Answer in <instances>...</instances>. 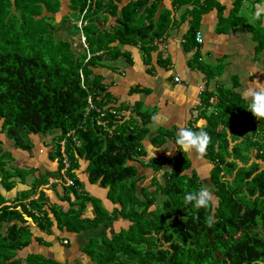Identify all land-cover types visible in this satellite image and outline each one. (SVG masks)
<instances>
[{
	"label": "trees",
	"instance_id": "trees-1",
	"mask_svg": "<svg viewBox=\"0 0 264 264\" xmlns=\"http://www.w3.org/2000/svg\"><path fill=\"white\" fill-rule=\"evenodd\" d=\"M88 1L70 0L68 12L57 19L61 0H0L1 129L24 150L34 147L32 135L55 133L58 141L53 153L58 169L42 173L22 197L27 199L50 177L60 176L65 185L60 198L70 205L66 211H60L56 204L47 207L50 199L44 191L18 204L19 209L16 203L2 205L0 199V229L8 224L6 231L0 232V264H69L42 253L18 256L31 242L29 227L16 222H24L25 216L47 232H52L56 220L61 231L77 233L117 218L100 198L84 189L78 176V171H83L81 161L90 183L109 188L108 198L120 206L115 208L116 214L131 222L113 236L93 238L82 246L95 264H264V166L259 162H264V120L254 117L242 96L232 89L220 88L217 102L212 103L214 95L206 85L204 109L212 104L215 111L201 112L207 119L201 130L211 137L206 156L212 162L213 186L207 189L215 196V208L210 211L184 204L186 192L206 186L195 169L188 171L192 161L179 148L172 158L146 160L153 177L149 184L142 185L145 176L139 174L135 162L147 154L143 140L150 137L160 146L170 137L176 144L177 133L165 129L152 136V112L141 110L140 104L132 107L137 118L124 119L120 111L126 106L113 104L115 97L109 85L94 70L109 56L122 55L130 60L122 44L161 37L171 24L165 22L155 28L156 2L146 8L148 22L140 26L139 11L146 2L138 0L121 6L118 24L108 28L109 17L118 15L123 0ZM85 9L83 20L87 24L83 30L90 58L75 38L79 39L78 21ZM62 23L69 26V36L55 32ZM250 26L259 52L264 48L263 27ZM117 40L120 44L114 45ZM188 128L195 130L196 126L191 121ZM259 139L262 147L255 152L251 148ZM1 145L0 140L1 181L9 190L18 183L9 178L19 172L7 171L12 155ZM167 163L174 168L164 170ZM51 183L57 188L58 183ZM88 203L96 212L93 219L82 217ZM209 215L214 220L211 226L206 223ZM65 241L68 243V239ZM94 241H99L98 245Z\"/></svg>",
	"mask_w": 264,
	"mask_h": 264
},
{
	"label": "crops",
	"instance_id": "crops-1",
	"mask_svg": "<svg viewBox=\"0 0 264 264\" xmlns=\"http://www.w3.org/2000/svg\"><path fill=\"white\" fill-rule=\"evenodd\" d=\"M69 1L61 0L62 6L57 19L68 12ZM135 1L138 0H123L119 3L118 15L110 16L105 26L113 28L118 24V18L122 14L121 6ZM144 1L146 4L139 11V25L147 24L146 8L157 2V10L153 17L156 22L155 28L169 22L171 25L167 32L151 41L137 40L134 44H122L123 50L129 51L130 60L122 55L118 58L109 56L104 59L103 65L94 70L95 74H101L104 82L109 85L108 88L115 97L113 104L126 106L120 111L124 119L137 118L138 115L132 107L140 104L138 107L141 110H150L152 116L157 117L155 121L153 119L151 121L152 136L162 133L165 129L168 130L166 132L176 134L181 127L188 128L191 121L196 126L195 131H203L201 129H204L207 124V119L203 115L215 111L212 104L206 110L204 109L202 97L206 85H208V91L214 95L210 101L216 103L220 96L218 95L220 88L232 89L242 96L247 83L251 84L254 80L264 83V48L259 52L256 50L258 40H255L253 28L250 26L252 24L257 28L258 26L263 27L261 35L264 36V16L259 20L253 19L255 6L258 3H264V0ZM162 11L169 12L162 14ZM160 17L161 20H159ZM141 18L144 19L141 20ZM76 19L77 17L74 20ZM198 31L202 33V42L197 41ZM118 44H120L119 40L114 42V45ZM257 69L259 71L256 72ZM176 76L180 77L179 81H176ZM1 125L2 123H0L1 146L4 150L10 151L12 155V160L6 166L7 171L28 172V177L24 181L22 177L21 180H17L20 176L10 180L18 183L9 190L3 185L2 174L0 175L2 205L13 206L15 203L18 205L36 198L41 191H44L50 199L47 207L56 204L60 211L61 209L68 210L69 202L60 198L64 194L63 186H65L60 176L59 178L48 177V182L41 185L36 194H30L27 199L22 197L23 192L42 173L58 169V159L53 156L54 145H51L50 141L43 140L40 136L42 134H37L31 137L34 143L31 150L18 148L14 141L2 131ZM167 138V142L160 146L153 144L150 137L143 140L147 154L144 158H137L135 162L139 174L145 176L141 180L142 185L149 184L153 177V170L145 166L146 160L158 157L172 158L175 154L176 144L170 137ZM171 150L173 154L169 156L168 151ZM187 155L192 161V168L188 170L189 172L195 169L201 179L203 178L202 171L207 172L205 168H208L210 174V169H212L210 163L212 162L206 154L202 159L195 155ZM83 163L81 161L83 171H78L79 175H77L84 182V189L100 198L110 212L116 207L120 208L108 198L109 188L90 183ZM172 168H174L172 163L164 166V170ZM51 181L58 183L57 188L54 184L52 185ZM71 199L75 201V195L72 194ZM19 208L20 205H18ZM51 214L54 216L53 212ZM95 215L93 204L88 203L82 217L93 219ZM25 217L24 222L19 220L16 222L29 227L32 232L31 242L19 251L18 256L26 257L31 253H42L69 264H95L82 250V246L85 247L91 241L92 235L100 236L105 232L113 236L129 227L131 223L129 219L119 215L113 221L107 219L94 230L77 233L61 231L55 220L52 232H47L42 230L31 217ZM7 226L8 224L5 223L0 232H5ZM68 234L72 235V239L66 236ZM65 239H68V243H65Z\"/></svg>",
	"mask_w": 264,
	"mask_h": 264
},
{
	"label": "clouds",
	"instance_id": "clouds-1",
	"mask_svg": "<svg viewBox=\"0 0 264 264\" xmlns=\"http://www.w3.org/2000/svg\"><path fill=\"white\" fill-rule=\"evenodd\" d=\"M262 16H264V3H258L255 6L253 19L259 20ZM257 71L259 70L257 69ZM242 99L249 102L246 109L254 117L258 120H264V83H260L258 80H254L251 84L247 83L242 91ZM152 119L155 121L157 117L153 116ZM210 142L211 137L206 131H195L191 128L181 127L177 133L176 148H179L183 153L195 155L202 159ZM173 150L168 151L169 156L173 154ZM183 200L185 205H192L195 209L204 208L211 211L216 206V199L207 188H201L196 192H186ZM213 222V217L209 215L206 218V223L211 226Z\"/></svg>",
	"mask_w": 264,
	"mask_h": 264
},
{
	"label": "rangeland",
	"instance_id": "rangeland-1",
	"mask_svg": "<svg viewBox=\"0 0 264 264\" xmlns=\"http://www.w3.org/2000/svg\"><path fill=\"white\" fill-rule=\"evenodd\" d=\"M84 31V30H83ZM58 33H60L61 35H63V36H67L68 35V33H67V31H64V30H59L58 31ZM80 35V34H79ZM69 36V35H68ZM73 48H75V46H73ZM87 52V51H86ZM85 53V51H83L82 52V55ZM245 101V107L247 108V105H248V103H247V101L246 100H244ZM0 123H1V121H0ZM232 125H234V123H231ZM41 136V138L43 139V140H47V141H50V143H51V145H54V147L56 148L57 147V139H55L54 137H55V133L54 134H52V135H46V136H43V135H40ZM237 136H235L234 138H236ZM48 138V139H47ZM55 140H54V139ZM261 142H262V139H259L258 141H254V147H252L251 148V150H254L255 152H257V149H260L262 146H261ZM242 143L240 142L239 144H238V146H240ZM251 158H249V160H250ZM245 162H247V160L245 161ZM250 162V161H249ZM263 166H264V162L262 161H259ZM251 164H252V160H251V162H250ZM210 165H212V163H210ZM247 166H249V165H247ZM206 170H207V172L205 171V170H203L202 171V174H203V181H204V183H205V186H206V188H211L212 186H213V184L210 182V179H211V171H212V169H210V174H209V170H208V168H205ZM30 171V170H29ZM14 177H16V176H22V177H24V178H27L28 177V172H25V171H21V172H19L18 173V175H13ZM159 177L160 178H162V175H159ZM9 180H10V178H9ZM146 180H148V179H146ZM147 182H149V181H147ZM229 182H234V180H233V176H230V178H229ZM211 186V187H210ZM88 191V190H87ZM86 191V192H87ZM89 192V191H88ZM87 192V193H88ZM90 193V192H89ZM215 197V196H214ZM216 203H217V201H216ZM108 210V209H107ZM109 211V210H108ZM109 213L110 214H113L115 217L117 216L118 217V215L116 214V212H115V210H113L112 212H110L109 211ZM116 219V218H115ZM114 219V220H115ZM99 227V226H98ZM89 231H91V230H94V228H92V229H88ZM104 235H106V236H110L109 234H107V233H105V232H103V235H100V236H96V235H92V237H91V239H93V238H95V240H97V239H99L100 237H102V236H104ZM67 237H69L70 239H72L71 238V234H68V235H66ZM95 236V237H94ZM60 240H62V238L60 239ZM95 243V245L97 244L98 245V242L99 241H94ZM94 245V246H95ZM96 247V246H95ZM50 252V251H49ZM51 253V252H50ZM52 254V253H51ZM88 261H86V263H87Z\"/></svg>",
	"mask_w": 264,
	"mask_h": 264
},
{
	"label": "built area",
	"instance_id": "built-area-1",
	"mask_svg": "<svg viewBox=\"0 0 264 264\" xmlns=\"http://www.w3.org/2000/svg\"><path fill=\"white\" fill-rule=\"evenodd\" d=\"M90 3V0L88 1V4ZM87 9H85L81 15L80 20L78 21V26L80 27L81 31H80V35H79V41L81 44H83V46L87 49L88 51V58H90L91 56V52L89 51V43L87 40V36L83 31V27L87 24L86 20H83L84 15L86 14ZM197 41L202 42L203 41V36L202 33L200 31L197 32ZM176 81L180 80V77L176 76L175 77ZM91 101V100H90ZM93 106V105H92ZM102 115H104V113H102ZM103 124L106 125L105 121H103ZM68 166V164H67ZM70 184H73L72 180H69ZM67 243V241H65Z\"/></svg>",
	"mask_w": 264,
	"mask_h": 264
},
{
	"label": "water",
	"instance_id": "water-1",
	"mask_svg": "<svg viewBox=\"0 0 264 264\" xmlns=\"http://www.w3.org/2000/svg\"><path fill=\"white\" fill-rule=\"evenodd\" d=\"M59 30L67 31L68 34H70L69 26H66L64 23H62L58 28L55 29V32H58ZM73 34V33H72ZM75 38L79 41L78 37L75 36ZM16 177H11L10 180H14ZM17 180H21V177H17Z\"/></svg>",
	"mask_w": 264,
	"mask_h": 264
}]
</instances>
